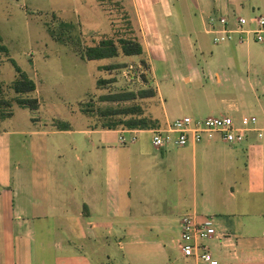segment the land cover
<instances>
[{
    "label": "crops",
    "instance_id": "crops-1",
    "mask_svg": "<svg viewBox=\"0 0 264 264\" xmlns=\"http://www.w3.org/2000/svg\"><path fill=\"white\" fill-rule=\"evenodd\" d=\"M115 1L132 6L140 37L160 38V54L166 37L183 39L190 72L179 76L199 78L204 91L225 76L196 62L199 31L208 33L211 18L264 10V0ZM247 83L257 103L233 102L228 111L238 112L237 120L255 117L258 130L236 145L216 137L157 147L151 128L98 127L80 108L74 122L59 126L56 117L38 116L40 108L18 114L14 106L0 118V264H193L179 238L183 217L194 212L214 218L216 234L206 242L220 264H264V79ZM152 117L166 126L183 116L164 108ZM200 157L207 171L213 163L225 174L200 175Z\"/></svg>",
    "mask_w": 264,
    "mask_h": 264
},
{
    "label": "rangeland",
    "instance_id": "rangeland-1",
    "mask_svg": "<svg viewBox=\"0 0 264 264\" xmlns=\"http://www.w3.org/2000/svg\"><path fill=\"white\" fill-rule=\"evenodd\" d=\"M63 20L73 23L67 31L70 44H64L51 35V29L59 30ZM139 32V22L132 6H122L115 0H0V33L10 50L9 55L39 84L36 95L42 106L37 112L38 116L49 121L56 117V125L63 126L72 120L71 115L81 109L82 102L90 103L89 107H93L95 113L99 107L139 103L146 114L151 116L162 117L164 108H167L171 117L229 114L236 119L240 114L228 111L230 103L245 102L246 106L250 102L257 103L256 87L247 81L264 79L263 43L252 41L248 45L236 47V41H232L228 49L226 43H215L211 34L200 30L194 38L196 62L208 67L206 69L211 70V73L220 71L225 76L221 86H213L211 82L205 81L207 85L204 91L199 78H194L191 83L181 80L180 76L189 74L187 66L191 61L183 53V39L166 37L162 45L165 53L160 54L156 46L161 43L160 38L140 37ZM104 37H114L116 40L120 37H136L144 46V54H121L87 60L75 50L96 45ZM161 56L166 61H162ZM142 58L149 66L142 64ZM178 60L182 61L178 63ZM154 63L156 69L153 68ZM111 64H119L121 67H104ZM144 72L156 79L162 97L121 102L102 98L115 92L157 87L154 78L151 85L144 81ZM16 76L12 62L5 56L0 57V82L7 97L15 95L11 84ZM99 80L108 82L100 83ZM257 88L261 94L262 87L257 84ZM14 106L18 105L15 103ZM16 108L18 114L26 110ZM89 117L93 124H100L98 115ZM189 157V173H192L190 178L193 180L196 172L193 158L191 155ZM208 168L211 170L205 169V163H202L200 157L197 163L200 175L204 172L214 176L225 174L224 167L215 168L213 163ZM138 184L139 181H135L133 187H138ZM187 199L188 196L183 202H187Z\"/></svg>",
    "mask_w": 264,
    "mask_h": 264
},
{
    "label": "built area",
    "instance_id": "built-area-1",
    "mask_svg": "<svg viewBox=\"0 0 264 264\" xmlns=\"http://www.w3.org/2000/svg\"><path fill=\"white\" fill-rule=\"evenodd\" d=\"M208 33L215 43L256 41L264 44V13L228 14L209 20ZM255 117L237 120L232 115L206 117L183 116L166 126L151 128L153 144L157 147H182L205 138H216L236 145L244 142L250 132L258 130ZM262 136V132H259ZM135 139V138H133ZM216 234L214 218L197 213L187 214L181 221L179 247L183 256L193 264H220L207 244Z\"/></svg>",
    "mask_w": 264,
    "mask_h": 264
},
{
    "label": "trees",
    "instance_id": "trees-1",
    "mask_svg": "<svg viewBox=\"0 0 264 264\" xmlns=\"http://www.w3.org/2000/svg\"><path fill=\"white\" fill-rule=\"evenodd\" d=\"M73 23L69 21H61L59 30L51 29V35L58 41L64 44H70L69 35L67 31L72 27ZM69 38V39H68ZM82 58L87 60L104 59L115 57L118 55L126 56H140L144 54V46L136 37H120L116 40L114 37H104L96 45H90L85 49H75ZM8 46L3 41V36L0 33V57L8 58L15 67L17 72L16 78L12 81L11 89L15 92L13 97H7L4 92L2 83L0 82V118L5 119L14 114V104L20 107L37 110L41 107V101L36 95L37 83L27 71H25L17 61L10 55ZM142 64L148 65V62L142 58ZM105 68L121 67L119 64H111L104 66ZM144 81L151 85L153 84V77L148 76L147 73L142 75ZM100 83L108 82V80H99ZM157 87L149 86L141 88L138 91L128 90L120 91L103 96L104 100L108 101H134L137 98H152L158 95ZM90 103H81V111L89 116L99 117L100 124H95L98 127L117 129H148L161 126L158 118L146 114L142 104H121L119 106H106L97 108V113Z\"/></svg>",
    "mask_w": 264,
    "mask_h": 264
}]
</instances>
